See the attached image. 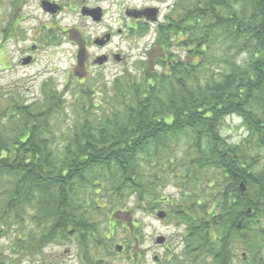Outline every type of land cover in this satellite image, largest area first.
I'll use <instances>...</instances> for the list:
<instances>
[{"label":"trees","instance_id":"16d2710c","mask_svg":"<svg viewBox=\"0 0 264 264\" xmlns=\"http://www.w3.org/2000/svg\"><path fill=\"white\" fill-rule=\"evenodd\" d=\"M180 3L174 20L136 24L151 47L109 85L97 75L67 100L46 82L29 103L0 92V237L23 228L19 256L73 228L97 264L108 243L96 219L111 245L120 229L135 242L117 211L129 198L153 211L174 186L166 220L182 247L159 262L264 264V0ZM228 115L247 133L234 145L219 129Z\"/></svg>","mask_w":264,"mask_h":264},{"label":"rangeland","instance_id":"374dc122","mask_svg":"<svg viewBox=\"0 0 264 264\" xmlns=\"http://www.w3.org/2000/svg\"><path fill=\"white\" fill-rule=\"evenodd\" d=\"M58 1V0H56ZM63 8L54 19L40 9L36 0H28L26 7L21 10L23 15L29 16V20L26 22V26L32 29H39V32L43 26H53L50 30L51 34L58 37L59 43H50V40L46 38L45 33H35L34 36H43L47 39V43H40V47L34 51L35 59L32 63L15 67V61L20 53L21 46H28L29 43H34L35 40L29 38L25 42H12L9 39L10 28L18 18V0L16 3L13 0H0V92L6 93V96L11 98H18L22 96L23 99L29 103L33 100L40 98L41 86L46 82H49L53 87H56L58 91L64 90L67 100H71V92L74 88H84L91 79L95 76H99L100 81L97 83H109L115 76L120 75L122 71L128 67L133 70L132 62L138 57L142 56L148 48L151 47L154 39V33H146L144 35H138L136 31V23L132 20H127L124 16L123 9L125 7L139 8L141 6H158L160 0H104L101 2V6L105 9L106 21L103 23H93L91 20H85L81 18L78 9H69L68 3L72 4V0H60ZM171 0L163 1L159 5L161 13L159 15V21L163 19L166 11V4ZM92 2V0H91ZM14 3V5H12ZM155 23L151 22L150 27L153 30ZM57 27L54 30V28ZM119 30L120 33L116 31ZM105 31L114 34L111 43L104 50H95L89 48V55L93 56L100 53L110 54L112 52L119 53L123 56V62H117L111 59V62L102 68H93L90 73L84 76H76L74 72L78 70L74 54L76 47L72 40L83 38H93L101 36ZM132 31V33H131ZM55 32V33H54ZM50 34V35H51ZM49 35V36H50ZM171 52L175 55L181 53V48L175 46L171 48ZM11 95V96H10ZM12 99V98H11ZM220 132L226 139V142L230 145L240 142L246 135L245 127L242 124V120L236 115L226 116L220 125ZM163 198H167V203H161V209L168 212L169 206L167 204L174 202L178 199V192L174 186H167L160 193ZM134 198H129V201L125 203L123 207L117 211L115 218L117 221L122 222L125 227L128 223L136 224L138 228V239L136 242L130 244L125 240L124 230H118L115 238L113 239V245L110 244V239H106L107 232L106 227L108 222L106 217H100L96 219L98 225V231L102 235V239L108 243L105 246L110 252L108 264H134L131 259V253L140 252V262L138 264H163L153 260L154 256L164 257L166 252L175 251L179 252L182 247L181 232L183 231L182 225H178L173 221L166 219L159 220L156 217L154 211H146L145 206L136 209L133 206ZM161 201V200H160ZM13 231L0 237V264H15L18 259H22L19 264H43L46 259L48 261L56 262V256L63 255L62 253L70 248H74L73 244H69L66 241L63 242L61 238H55L51 241L52 245H48L42 249L39 255L35 257L19 256L20 254L14 250L16 243L14 242L19 236L18 227H13ZM79 236V235H78ZM157 236H163L165 242L162 245L155 244V238ZM75 239V236L70 241ZM80 239V236H79ZM78 239V240H79ZM124 245V249L120 254H115L114 245ZM170 250H167L166 247ZM114 252V253H113ZM57 254V255H56ZM43 259L45 261L43 262ZM46 261V263L48 262ZM74 264H81L78 259H74ZM52 264V262H48Z\"/></svg>","mask_w":264,"mask_h":264},{"label":"flooded vegetation","instance_id":"af4514ba","mask_svg":"<svg viewBox=\"0 0 264 264\" xmlns=\"http://www.w3.org/2000/svg\"><path fill=\"white\" fill-rule=\"evenodd\" d=\"M103 1L104 0H92V2L91 0H72L71 2L72 4L68 3V6L70 10H73L72 8L78 9V13H80L82 19L91 20L93 23L100 24L106 21L105 9L101 6V2ZM163 1H166V0H160L161 2L160 4H162ZM13 2L16 3V0H13ZM36 2L38 3V6L40 7V9L45 13V15L50 16L52 19H54V17H56L63 8L62 2L60 0L58 1L56 0H36ZM14 3L12 5H14ZM27 4H28V0H18V3L16 5L18 6V10H20V12H18L19 17L16 18V16L14 15V18L16 19V21L15 23H13V25L10 28L9 39L12 42L18 43V42H25L26 40L31 38L32 40H35V42L29 43L28 46H21L19 50L20 51L19 56L17 57V60L15 61V65H14L15 67L25 66L34 61L35 59L34 51L35 49L37 50L38 47H40L39 42L42 41L41 43L46 44L47 39H49L50 43H55V44L59 43L58 37H56V35L53 36L50 30H48V29H52L53 26L48 27L44 25L43 28L41 29L43 33H45V29L48 30L46 32L47 39L43 36H34L35 33H38L39 35L41 31L39 32L40 28L32 29L29 26L28 27L26 26V22L29 20V16L26 17V15H23L22 14L23 10L21 9L23 7H26ZM159 5L158 6H155V5L141 6L139 8L125 7L123 9V13H124V16H126L127 20H132L136 24L144 23V24L150 25L151 22H153L155 23L154 25H156L159 22L158 19L161 13V8L159 7ZM44 7L47 9H44ZM165 7H166V11L170 10L172 12V17H174L173 18L174 20L176 18L175 16L176 12L179 10V8H181L180 0H171L169 3L166 4ZM50 8H53L55 11L54 12L48 11V9ZM92 9H98V12L94 13L92 12ZM93 15L94 16L100 15L99 21H94L92 18ZM55 29L57 31L58 28L55 27L54 30ZM116 32L120 33L119 30H117ZM106 35H109L108 40H106ZM113 36H114L113 33L105 31L104 33L101 34V36H96L93 38H83L82 36L79 39L72 40V43H74L76 47L74 58L76 61V65L79 67L78 70L74 72L76 76H80L84 78V76L90 73L91 69L104 67L111 62V59H114L119 63L123 62L124 60L123 56L116 52H112L110 54L100 53V54H96L93 56L89 55V52H88L89 48H93L95 50L106 49L111 43ZM167 201H168L167 198L166 199L162 198V200L159 202L161 205V203H165V202L167 203ZM169 205H170L169 203L166 205L167 208ZM159 210H163L161 209V206H157L153 209L155 214ZM74 236H75V239L72 240V242H68ZM78 239H79V236H78V233L75 231V229L68 228L66 236L61 238L60 240H62L63 242L66 241L69 244H73L74 248L69 247L62 253L63 255L61 256L56 254L57 255L56 262L48 261L47 259L46 261L50 263L52 262V264H74L75 262L74 259H78L81 264H94L91 262V259H90L94 256V253H95L94 245L85 244L81 246L80 241H79L80 239L79 240ZM48 245H52L51 242L45 245L44 248H46ZM165 247L166 249L169 248L167 246ZM97 249H98L97 264H108L109 257H110L109 250L103 248L102 246H98ZM123 249H124V245H123ZM14 250H17V248L14 247ZM167 250H170V248ZM115 254H120V253L115 252ZM26 257L30 258V256H26ZM130 257L133 260L134 264H138V262H140L141 260L140 252H133L131 253ZM154 258H156L155 260L157 262L162 259L159 256H154ZM21 261L22 259H18L17 263L15 264H19ZM44 261L45 259H43V262ZM46 261L43 264H49L48 262L46 263Z\"/></svg>","mask_w":264,"mask_h":264},{"label":"water","instance_id":"95a60500","mask_svg":"<svg viewBox=\"0 0 264 264\" xmlns=\"http://www.w3.org/2000/svg\"><path fill=\"white\" fill-rule=\"evenodd\" d=\"M44 9H47V8H45L44 7ZM48 11H50V12H54L55 10L53 9V8H50V9H48ZM153 11V10H152ZM92 12H98V9H92ZM92 18H93V20L94 21H99V19H100V15H96V16H92ZM109 39V35H106V40H108ZM239 189H240V191L243 193L244 192V190H245V185L241 182L240 184H239ZM247 214H249L250 213V209H248L247 210V212H246ZM165 216H166V213L163 211V210H159L157 213H156V217L158 218V219H164L165 218ZM237 227L239 228L240 227V223L237 225ZM165 242V238L163 237V236H157L156 238H155V243L156 244H158V245H161V244H163ZM122 249V246L121 245H116V250L117 251H120ZM156 258H154V260H155Z\"/></svg>","mask_w":264,"mask_h":264}]
</instances>
